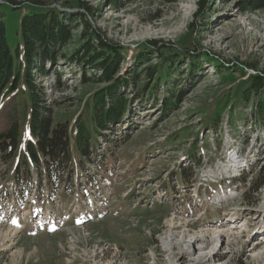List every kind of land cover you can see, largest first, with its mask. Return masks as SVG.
Wrapping results in <instances>:
<instances>
[{
	"label": "rangeland",
	"instance_id": "374dc122",
	"mask_svg": "<svg viewBox=\"0 0 264 264\" xmlns=\"http://www.w3.org/2000/svg\"><path fill=\"white\" fill-rule=\"evenodd\" d=\"M24 8L69 27L33 78L52 124L73 123L116 79L129 109L98 140L97 163L58 188L31 169V193L15 192V164L0 160V264H264V92L246 83L264 79V0H0L11 43ZM84 22L128 51L110 83L72 61ZM18 119L12 96L0 129Z\"/></svg>",
	"mask_w": 264,
	"mask_h": 264
},
{
	"label": "trees",
	"instance_id": "16d2710c",
	"mask_svg": "<svg viewBox=\"0 0 264 264\" xmlns=\"http://www.w3.org/2000/svg\"><path fill=\"white\" fill-rule=\"evenodd\" d=\"M199 9L201 12L205 9L204 1L200 2ZM20 14L16 32L19 43H11L9 28L0 20V108L13 96L18 100L20 121L0 129V160L15 164L14 178L18 187L23 183L30 185L31 169L36 172L39 183L43 180L49 187H58L63 185V172L69 171L72 175L83 162L97 163L98 140L103 139L105 132L113 130V125L121 123L127 114V101L116 94L127 79L110 81L118 70L119 58L127 57L128 51L102 39L97 30L84 22L83 38L87 42L81 48V55L75 54L72 61L78 66L101 70L102 75L93 80L110 84L89 97L81 117L73 123L52 124L49 109L42 99L43 89L33 78L36 73L45 77L44 65L55 64L57 50L65 46L70 36L69 27L56 13H34L24 8ZM155 71L151 69L147 77H152ZM246 83L248 96L264 92V79L259 76H250ZM171 102L170 98L166 99V105ZM256 116L264 124L261 106ZM21 140L24 145L20 147ZM256 180L261 184L264 182L258 177Z\"/></svg>",
	"mask_w": 264,
	"mask_h": 264
},
{
	"label": "bare ground",
	"instance_id": "6f19581e",
	"mask_svg": "<svg viewBox=\"0 0 264 264\" xmlns=\"http://www.w3.org/2000/svg\"><path fill=\"white\" fill-rule=\"evenodd\" d=\"M213 238H216L217 240H219L220 237H218V233H214V237Z\"/></svg>",
	"mask_w": 264,
	"mask_h": 264
}]
</instances>
